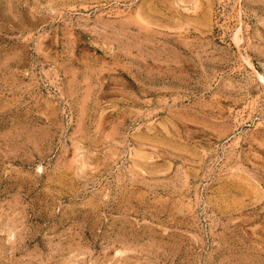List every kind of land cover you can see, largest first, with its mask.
I'll return each mask as SVG.
<instances>
[{"label":"rangeland","instance_id":"obj_1","mask_svg":"<svg viewBox=\"0 0 264 264\" xmlns=\"http://www.w3.org/2000/svg\"><path fill=\"white\" fill-rule=\"evenodd\" d=\"M0 264H264V0H0Z\"/></svg>","mask_w":264,"mask_h":264}]
</instances>
